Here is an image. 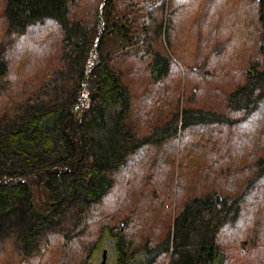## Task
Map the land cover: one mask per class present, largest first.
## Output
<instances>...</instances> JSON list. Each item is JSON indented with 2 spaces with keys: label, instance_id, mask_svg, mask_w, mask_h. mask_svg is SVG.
I'll use <instances>...</instances> for the list:
<instances>
[{
  "label": "trees",
  "instance_id": "trees-1",
  "mask_svg": "<svg viewBox=\"0 0 264 264\" xmlns=\"http://www.w3.org/2000/svg\"><path fill=\"white\" fill-rule=\"evenodd\" d=\"M103 246L264 264V0H0V264Z\"/></svg>",
  "mask_w": 264,
  "mask_h": 264
},
{
  "label": "rangeland",
  "instance_id": "rangeland-1",
  "mask_svg": "<svg viewBox=\"0 0 264 264\" xmlns=\"http://www.w3.org/2000/svg\"><path fill=\"white\" fill-rule=\"evenodd\" d=\"M107 246H103L101 254H99V256L97 257V261H98L99 264H101V262H102V256H103L104 250H106V264H112V259H113L112 258V253H111V251H109V253H108V250H107L108 247Z\"/></svg>",
  "mask_w": 264,
  "mask_h": 264
},
{
  "label": "water",
  "instance_id": "water-1",
  "mask_svg": "<svg viewBox=\"0 0 264 264\" xmlns=\"http://www.w3.org/2000/svg\"><path fill=\"white\" fill-rule=\"evenodd\" d=\"M101 264H106V252L103 253V259Z\"/></svg>",
  "mask_w": 264,
  "mask_h": 264
}]
</instances>
